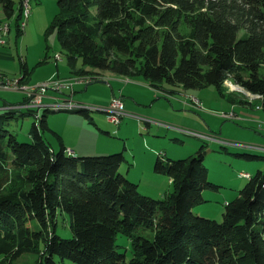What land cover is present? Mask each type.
<instances>
[{"label": "trees", "instance_id": "trees-1", "mask_svg": "<svg viewBox=\"0 0 264 264\" xmlns=\"http://www.w3.org/2000/svg\"><path fill=\"white\" fill-rule=\"evenodd\" d=\"M56 2L52 27L73 76L92 84L104 73L141 78L156 90L214 86L235 103L239 96L226 94L232 82L264 112V0ZM24 4L0 0L5 16L18 14V21ZM53 105L33 124L31 143L18 141L0 119V264L26 255L37 257L30 264H264V170L226 203L222 222L201 217L193 209L206 202L204 192L221 188L209 181L204 147L187 159H158L155 173L171 180L172 192L155 199L122 173L123 152L78 157L61 139L58 149L46 141L47 131L59 137L47 113L66 111ZM2 111L8 118L36 113ZM68 112L93 121L92 113ZM68 219L71 238L59 233ZM118 235L131 241L130 259Z\"/></svg>", "mask_w": 264, "mask_h": 264}, {"label": "rangeland", "instance_id": "rangeland-1", "mask_svg": "<svg viewBox=\"0 0 264 264\" xmlns=\"http://www.w3.org/2000/svg\"><path fill=\"white\" fill-rule=\"evenodd\" d=\"M20 2L21 0H16L17 7H19ZM30 6L31 12L28 18L24 17L21 21H18V14L11 19L7 18L2 7H0V27L9 25L7 34L0 31V37L5 40L4 45L0 44V78H10V82L15 85H9V89L0 90V119H2L4 126L17 135L18 141L22 143L33 142L32 126L34 123L39 125L41 122L40 118L46 108L44 107L46 105L45 98L43 106L35 109L36 113L32 115L16 113L14 118H8L3 113L1 109L4 103L6 101L8 103L22 102L26 92L42 88L47 90L45 97L50 94L58 95L57 102L71 100L68 92L61 91L64 90V87L72 84L75 85L76 89L72 100L99 108L110 107L113 100H119L124 104L123 112L130 114L131 112L126 109L125 98L120 95L113 96L108 104L103 103L102 100L108 97L109 92L106 91L105 95H100L97 92L101 88L112 90L111 87L92 84L90 79H85L83 76H73L70 73V67L60 45L57 30L52 27L59 11L56 0H30ZM20 24H23L22 27ZM243 34L244 32H241L240 37ZM26 73L28 79L24 77ZM103 75L102 81L108 82L110 78L112 79V77L107 78V76L112 75L110 73ZM66 80L68 81L66 82ZM86 86H88L87 90L85 89ZM148 86L147 88L152 90L154 95L133 91L139 100L129 98L126 102L133 104L142 111H147V113H137L151 122V127L147 128L146 125L140 123L142 131L132 126L127 140L129 150L124 154L125 157L129 155L130 158H133V153H135L144 159L138 158V162L148 164L146 159L153 152L155 157L152 171L145 174L141 173V169L133 171L132 167H129L132 161L129 160V163L123 164L122 173L125 175L130 168V177H132L130 179L137 182L139 191L143 195L163 199L164 195L172 192V186L168 182V177L155 173L158 154L167 152L168 156H163L164 163H167L168 159H187L197 155L204 147L209 181L221 186V188L218 191L206 190L204 192L206 202L196 206L193 212L198 216L222 222L226 203L234 200L249 181L248 178H242L241 174L255 175L257 171L264 170V160H249L239 156L242 154L264 156V150L259 147L264 145V112L257 107L259 103L254 101L257 97L232 82L226 84V94L238 95L240 102L237 100V102L232 103L222 97L214 86L200 90H187L166 85H162L163 87L156 90L150 85ZM166 90L173 91V94L170 95ZM157 95L159 99H157ZM116 97L118 98L116 99ZM144 100L150 102L143 105ZM90 113L101 126H109L112 135H117L118 126L112 124L105 113L101 111ZM47 117L49 126L60 138L48 131L45 132L44 138L55 149H58L60 139L62 141V133L68 141L79 142L81 147H88L101 141L97 137V127L90 124L89 120L85 121L86 119L79 113L48 112ZM107 120L109 121L108 124L106 123ZM161 123L173 127L170 129L167 128L169 125L159 127ZM159 128L162 129L159 130ZM176 128L196 135L181 131L179 132L180 135L176 136L178 139L176 140L172 134V130H176ZM59 233L65 238L72 237L69 219L66 225H63L62 221L60 222ZM151 234H153L151 231H147L145 236ZM117 244L120 246L119 250L125 252L127 258L130 259L132 257L131 241L122 235H118ZM3 258L4 256L0 255V262ZM36 261V256L26 255L19 260L9 262V264H30ZM64 264L75 263L66 260Z\"/></svg>", "mask_w": 264, "mask_h": 264}, {"label": "crops", "instance_id": "crops-1", "mask_svg": "<svg viewBox=\"0 0 264 264\" xmlns=\"http://www.w3.org/2000/svg\"><path fill=\"white\" fill-rule=\"evenodd\" d=\"M108 77H112V79L110 78V80L108 82L106 80H104L103 82L96 83V84H102L103 87H111V89H112V90H110V88H108V89L101 88V90H98L97 93L100 94V95H105L106 91L109 92L108 97L106 99L102 100L103 103L108 104V103L111 102V99L113 98V96H115V95L119 96L120 95L121 97H124L125 98L126 109L129 112H131V113H130L129 116H126L123 119V121L120 124V126H118L117 132H116V134H117L116 136L115 135H112V132H111V129H110L109 126H104V127L101 126L97 122V120L95 119L94 116H92V118H93L92 119L93 120L92 122L88 121L85 118L86 119L85 121H88L90 124H93L94 126L97 127V129H98L97 137L101 140V141H98L96 143L91 144L88 147H81V145H80L79 142L68 141L66 139V136L64 135V133H62V134L60 133L61 134L62 141L65 144V146L67 148H69L70 150H73L72 155L74 154V155H76V156L79 157V156H86V155H90V154H104L105 155V154H111V153H115V152H123V153L125 152V154H126L127 153L126 151L129 150L128 149L129 144L127 143V140L129 138V130H130V128L132 126H135V127L139 128V130H142V127H140V125H139L140 123L146 125L147 128H150L151 127V125H150L151 122H146L144 120H140V119H137L136 118V116H140V115H138L139 113H137V112L147 113V111H142L139 108L135 107L133 104H130V103H127L126 102V100L129 99V98H131L133 100H139L136 97V95H135V93L133 91H138L140 93L141 92H144V93H147L148 95H151V96L154 95V93L152 92V90H150V89L147 88V87H149L148 86L149 84L144 79H141V78L140 79H133L131 81H128V80H125V79H121V78L115 77L114 75L107 76V78ZM93 84H95V83H93ZM87 87L88 86H86V88H85L86 90L88 89ZM75 92H76V89H75ZM57 96L58 95H56V94H50L48 97H45V103H46L45 106L47 107L49 104L52 105V103L55 104V102L57 101V99H56ZM24 98H25V95H24ZM157 99H159L158 95H157ZM24 100L25 99H23L22 102H24ZM22 102H18V103H8L6 101L4 103L2 109H5L6 106H8L10 104H12V105H15L16 104L18 106H21L20 103H22ZM148 102H150V101H145L144 100L143 105L144 104H148ZM135 113H136V115H134ZM140 117L141 118H144L142 116H140ZM108 122L109 121L107 120L106 123L108 124ZM162 125L163 126H165V125L167 126L169 124L161 123L159 127H163ZM172 127H173L172 125H169L167 128L170 129ZM114 128L116 129L115 126H114ZM160 129H162V128H159V130ZM181 131H183V130H181L179 128L178 129L176 128V130H172V134H173V136H174V138L176 140H178L176 138V136L177 135H180L179 132H181ZM182 133L186 134L185 132H182ZM259 147L262 148V150H264V145H260ZM135 151H137V150H135ZM145 153H147V151H145ZM164 156H166V157L168 156L167 155V152H165V155ZM154 157H155L154 156V153L151 152L150 156H148V159H146V160H148V164L138 162V158H140V159H143V158L140 157L139 155H136L135 153H133V158H130L129 155H127L125 158H126V163H129V160L132 161V164H130L131 166H129V167H132L133 171H139L141 169L140 170L141 173L142 174H145V173H151V171H152V164L154 162ZM158 159H163V158H159V156H157V161H158ZM122 167H123V165H122ZM130 174H131V169L128 168V170L126 171L125 176L128 179H130V178L132 179V177H130ZM168 182H170V184H171V180L170 179L168 180ZM135 183H137V182H135Z\"/></svg>", "mask_w": 264, "mask_h": 264}, {"label": "built area", "instance_id": "built-area-1", "mask_svg": "<svg viewBox=\"0 0 264 264\" xmlns=\"http://www.w3.org/2000/svg\"><path fill=\"white\" fill-rule=\"evenodd\" d=\"M24 17L28 18L30 12H31V6H30V0H25V4H24ZM23 25V24H22ZM25 26V24H24ZM0 30L3 32V34H7L9 31V25H3L0 27ZM0 44L4 45L5 44V40L0 37ZM11 79L10 78H0V90H5V89H9V85L13 86L14 83L10 82ZM15 86V85H14ZM61 90V89H60ZM61 92H68L71 96V100H65L63 102H55V103H76V101H74V99L72 100V98L74 97V92H75V85L72 84L71 86L68 87H64V90ZM47 90L46 88H42V89H35L33 91L30 92H26L25 93V97H26V102L25 104L21 105V106H16V105H8L6 108L9 109H16V108H28V109H38L41 108L42 105L44 104V98L46 96ZM118 97H116L117 99ZM123 108H124V104L122 102H119V100H113V102L110 104V107H107V116H108V120L112 123L115 124L117 126H120V124L122 123L123 119L126 116H129L130 114H126L125 112H123ZM121 110V111H119ZM137 119L140 120H144L146 122H149L148 120H146L145 118H141L140 116H136ZM188 134H192V135H196L193 134L191 132H187L186 130H183ZM201 136V135H199ZM67 153H73V150H70L69 148L66 151ZM241 177L243 178H250V174L248 173H242Z\"/></svg>", "mask_w": 264, "mask_h": 264}, {"label": "bare ground", "instance_id": "bare-ground-1", "mask_svg": "<svg viewBox=\"0 0 264 264\" xmlns=\"http://www.w3.org/2000/svg\"><path fill=\"white\" fill-rule=\"evenodd\" d=\"M67 81L68 80H66V82ZM69 81H71V80H69ZM63 83H65V82H63ZM46 95H47V93H46ZM44 107H46V106L44 105ZM53 107H54L55 110H66V111L81 110V111H86V112H89V113L92 112V111H102V112H104V113L107 114V108H99V107H95V106H92V105H88V104H84V103H79V102H76V103H55L53 105ZM68 154L69 155H72V153H68Z\"/></svg>", "mask_w": 264, "mask_h": 264}]
</instances>
